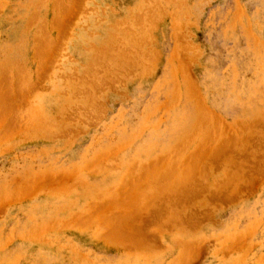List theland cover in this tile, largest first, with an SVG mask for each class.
I'll return each mask as SVG.
<instances>
[{"label": "rangeland", "instance_id": "rangeland-1", "mask_svg": "<svg viewBox=\"0 0 264 264\" xmlns=\"http://www.w3.org/2000/svg\"><path fill=\"white\" fill-rule=\"evenodd\" d=\"M262 112L264 0H0V264H264Z\"/></svg>", "mask_w": 264, "mask_h": 264}, {"label": "bare ground", "instance_id": "bare-ground-1", "mask_svg": "<svg viewBox=\"0 0 264 264\" xmlns=\"http://www.w3.org/2000/svg\"><path fill=\"white\" fill-rule=\"evenodd\" d=\"M63 3H64V2H63ZM63 6L65 7L64 4H63ZM178 6H179V5H178ZM152 7H153V6H152ZM179 7H180V6H179ZM63 9H65V8H63ZM83 9H85V8L83 7ZM64 12H65V11H64ZM85 12H86V11H85ZM148 13H151V12H148ZM136 14H137V13H136ZM143 14H144V13H143ZM151 14H152V13H151ZM138 15H140V14H138ZM35 16H36V15H35ZM136 16H137V15H136ZM136 16H135V17H136ZM140 16H142V15H140ZM140 16H138V17L140 18ZM138 17H136V19H137ZM35 18H36V17H35ZM56 18H57V17H56ZM139 18H138V19H139ZM142 18H143V17H142ZM142 18L139 19V20H140L139 22H142V21H141ZM145 18H146V17H145ZM154 18H155V17H154ZM57 19H58V18H57ZM138 19H137V23H138ZM143 19H144V18H143ZM147 19H150V18L147 17ZM147 19H145V20H147ZM35 22H36V21H35ZM56 22L58 23V21H56ZM145 22H146V21H145ZM142 23H143V22H142ZM60 24H61V23H60ZM31 25H32V24H31ZM31 25H30V26H31ZM127 25H128V24H127ZM141 25H142V24H141ZM176 25H178V24L176 23ZM128 26H129V25H128ZM58 27H60V26H58ZM126 27H127V26H126ZM130 28H131V27H130ZM28 29H29V28H28ZM127 29H128V28H127ZM26 30H27V29H26ZM37 31H38V30H37ZM123 31H124V30H123ZM126 32H127V31H126ZM126 32H125L124 34H126ZM116 33H117V32H116ZM129 33H130V32H129ZM41 35H42V34H41ZM89 35H90V34H89ZM116 35H117V34H116ZM116 35H114V33H113V40H112V41H114V39H116V38H117L119 41H120V39H122V38H120V37H119V38H120V39H119ZM135 35H136V34H135ZM90 36H91V35H90ZM114 36H116V38H114ZM45 37H46V36H45ZM137 37H139V36H137ZM131 38H132V37H131ZM139 38H140V37H139ZM139 38L136 39V37H135V38L133 37L132 39H136V41H137ZM141 39H142V38H141ZM141 39H140L139 41H141ZM109 40H110V39H109ZM130 40H131V39H130ZM110 41H111V40H110ZM122 41H123V39H122ZM133 41H134V40H133ZM133 41H132V42H133ZM139 41H137V42L139 43ZM117 42H118V41H117ZM123 42H124V41H123ZM137 42H136L135 44L138 46V43H137ZM108 43L111 44V42H108ZM119 43H120V42H119ZM124 43H125V42H124ZM128 43H129V42H128ZM175 43H176V42H175ZM44 44H45V43H44ZM110 44H109V45H110ZM114 44H115V42H114ZM114 44L110 45V46H111V47H110L111 49H110L109 47H107L108 45L105 46V47L109 48V50H112L113 47H116V46H115L116 44H115V45H114ZM120 44H122V43H120ZM120 44H119V47H121ZM132 44H133V43H132ZM132 44H131V45H132ZM55 45H56V44H54V46H55ZM113 45H114V46H113ZM122 45H123V44H122ZM133 45H134V44H133ZM181 45H182V44H181ZM60 46H61V45H60ZM112 46H113V47H112ZM134 46H135V45H134ZM137 46H135V47H137ZM42 47H43V46H42ZM121 48H122V47H121ZM121 48H118V50H121ZM176 48H177V47H176ZM188 48H189V46H188ZM52 49H53V48H52ZM61 49H62V48H61ZM61 49H60V50H61ZM113 49H114V48H113ZM122 49H124V48H122ZM129 49H130V48H129ZM129 49H128V50H129ZM103 50H104V49H103ZM103 50H102V51H103ZM114 50H115V49H114ZM116 50H117V47H116ZM126 50H127V49L123 50V51H124L123 53L127 52L126 54H129V55H130V52L128 53V51H126ZM131 50H132V49H131ZM105 51H107V52L110 54V52L108 51V49H107V50H104L103 52H105ZM129 51H130V50H129ZM133 51H134V50H133ZM140 51H141V50H140ZM176 51H178V50L176 49ZM42 52H43V51H42ZM107 52H106V56H109V55H107V54H108ZM121 52H122V50H121ZM121 52H120V53H121ZM134 52H135V51H134ZM137 52H138V51H137ZM99 53H100V52H99ZM123 53H122V54H123ZM177 53H178V52H177ZM52 54H53V53H52ZM59 54H60V53H59ZM65 54H67V53H65ZM103 54H104V53H103ZM117 54H118V53H117ZM100 55H101V54H100ZM114 55H115V54H114ZM129 55L126 56L125 54H123V56H125L124 59L126 60L127 57L129 58V57H131V56H133V55H134V56H135V55H139V56H141V55L138 54V53L136 54V52H135V54H133V55H130V56H129ZM199 55H200V54H199ZM59 56H60V55H59ZM106 56H105V57H106ZM111 56H112V51H111ZM121 56H122V55L120 54L118 57H117V56H116V57H117L118 60H119V59H120L119 57H121ZM139 56H136V58H135L136 61H137V59H138L137 57H139ZM186 56H187V55H186ZM102 57H103V55H102ZM106 58H107V57H106ZM117 58H115V59H117ZM139 58H141V57H139ZM175 58H176V57H175ZM69 59H70V58H69ZM94 59H95V58H94ZM99 59L102 60V58H99ZM107 59H108V58H107ZM124 59L121 58V65H123L122 62L125 61ZM178 59H179V58H178ZM101 60H100V61H101ZM105 60H106V59H104L103 61H105ZM110 60H111V58H110ZM118 60H117V61H118ZM123 60H124V61H123ZM128 60H129V59H127V61H128ZM131 60H132V62H133V58H132ZM135 60H134V62H135ZM49 61H50V60H49ZM98 61H99V60H98ZM117 61H116V63H117ZM138 61H139V60H138ZM119 62H120V60H119ZM125 62H126V61H125ZM125 62H124V63H125ZM128 62H129V61H128ZM128 62H127V63H128ZM139 62H140V61H139ZM139 62H138V63H139ZM100 63H101V62H100ZM100 63H99V65H100ZM103 63H104V62H103ZM106 63H107V62L105 61V65H106ZM127 63L124 64V65H128V66H129V64H127ZM129 63H130V62H129ZM179 63H180V62H179ZM101 64H102V63H101ZM108 64H109V62H108ZM114 64H115V63H114ZM117 64H118V63H117ZM182 64H183V63H182ZM182 64H181V65H182ZM102 65H104V64H102ZM119 65H120V64H119ZM119 65H118V67L120 68L121 66H119ZM124 65L122 66V68L125 69ZM133 65H137V64L134 63ZM183 65H184V64H183ZM106 66H108V65H106ZM106 66H105V67L103 66V67H104V69L106 68V70H107V67H106ZM109 66H110V64H109ZM113 66H114V65H113ZM131 66H132V64H131ZM111 67H112V66H111ZM111 67H110V68H111ZM118 67H116V68H118ZM91 68H92V67H91ZM112 68H113V70H114V67H112ZM119 68H118V69H119ZM122 68H121V69H122ZM126 68H127V67H126ZM128 68H129V67H128ZM89 69H90V68H89ZM99 69H100V68H99ZM101 69H102V68H101ZM108 69H109V67H108ZM118 69H117V70H118ZM92 70H93V71H92V74H93L95 71H97L96 68H94V67H93ZM106 70H105V73H107ZM110 70H111V69H109V71H110ZM117 70H116V71H117ZM125 70H126V69H125ZM185 70H186V69H185ZM109 71H108V72H109ZM128 71H129V70H128ZM98 72H99V71H98ZM100 72H101V71H100ZM102 72H103V69H102ZM111 72H112V70H111ZM111 72H109V73H111ZM114 72H115V70L113 71V73H111V74H113V79H114V77H115ZM120 72H121V71H118V72H115V73H116V74H119ZM126 72H127V71H126ZM109 73H108V74H109ZM123 73H124V72H123ZM186 73H187V72H186ZM102 74H103V73H102ZM111 74H110V75H111ZM20 75H21V73H20ZM89 75H91V73H90ZM95 75L97 76V74H95ZM95 75H94V76H95ZM105 75H106V74H104V75L101 76V77H104ZM91 76H92V75H91ZM91 76H90V77L88 76V77H89V78H92ZM118 76H119V75H118ZM76 77H77V76H76ZM88 77H87V78H88ZM98 77H99V76H98ZM105 77H108V75H106ZM105 77L103 78L104 81H105V79H106ZM8 78H9V77H8ZM81 78H82V76H81ZM83 78H85V77H83ZM96 78H97V77H96ZM108 78H109V77H108ZM118 78H119V77H118ZM18 79H19V78H18ZM25 79H26V78H25ZM76 79H77V78H76ZM94 79H95V78H94ZM94 79H93V80H94ZM116 79H117V78H116ZM116 79H115V80H116ZM10 80H11V79H10ZM81 80H82V79H81ZM97 80H98V79H97ZM97 80H96V81H97ZM99 80H100V79H99ZM111 80H112V79H111ZM115 80H112V82L115 81ZM8 81H9V80H8ZM91 81H92V80H91ZM100 81H101V80H100ZM100 81H99V82H100ZM107 81H108V80H107ZM109 81H110V80H109ZM22 82H23V81H22ZM10 83H11V82H10ZM10 83H9V84H10ZM17 83H18V82H17ZM24 83H25V82H24ZM28 83H29V82H28ZM100 83H101V82H100ZM191 83H193V82H191ZM76 84H77V83H76ZM81 84H83V83H81ZM85 84H87V83L85 82ZM85 84H84V85H85ZM101 84H102V83H101ZM73 85L76 86L75 84H73ZM73 85H72V86H73ZM84 85H83V88H84ZM99 85H100V84H99ZM21 86H23V85L21 84ZM85 86H86V85H85ZM15 87H16V86H15ZM78 87H79V85H78ZM25 88H26V86H25ZM29 88H30V86H29ZM73 88H74V87H73ZM81 88H82V87H81ZM195 88H196V87H195ZM86 89H88V88H85V89H83V90H86ZM20 90H21V89H20ZM70 90H71V89H70ZM75 90H76V89H75ZM91 90H93V89H91ZM64 91H65V90H64ZM66 91H67V90H66ZM81 91H82V90H81ZM81 91H80V92H81ZM93 91H94V90H93ZM98 91H99V90H98ZM197 91H198V90H197ZM34 92H35V91H34ZM38 92H39V91H38ZM71 92H72V91H71ZM78 92H79V90H78ZM78 92H77V94L79 95L80 92H79V93H78ZM63 93L65 94V93H67V92H63ZM63 93H62V94H63ZM90 93H91V92H90ZM196 93H197V92H196ZM196 93H195V94H196ZM21 94H22V93H21ZM35 94H36V93H35ZM178 94H179V93H178ZM1 95H2V94H1ZM33 95H34V94H33ZM33 95H32V96H33ZM179 95H180V94H179ZM23 96H24V95H23ZM27 96H28V95H27ZM89 96H91V95H89ZM21 97H22V96H21ZM75 97H76V96H75ZM27 98H28V97H26V99H27ZM66 98H67V97H66ZM29 100H31V99H28V101H29ZM199 100H200V99H199ZM65 101H66V100H65ZM26 102H27V101H26ZM29 102H30V101H29ZM32 102H33V101H32ZM200 102H201V101H200ZM176 103H177V102H176ZM201 103H202V102H201ZM32 104H33V103H32ZM32 104H31V105H32ZM29 105H30V103H29ZM202 105H203V104H202ZM26 106H27V107H26ZM26 106H25V107L29 110V107H30V106L28 107L27 104H26ZM204 106H205V105H204ZM32 107H33V105L31 106V109H32ZM201 107H202V106H201ZM23 108H24V107H23ZM33 108H34V107H33ZM61 108H62V107H61ZM62 109H63V108H62ZM203 109H204V108H203ZM206 109H207V108H206ZM22 110H23V109H22ZM207 110H208V109H207ZM26 111H27V110H26ZM29 111H30V110H29ZM89 111H90V110H89ZM203 111H204V113H205L206 110H203ZM30 112H31V113H30ZM30 112H29L30 114H33V113H32V110H31ZM34 112H35V111H34ZM9 113H10V112H9ZM17 113H18V112H17ZM23 113H28V112H23ZM29 113H28V114H29ZM69 113H70V112H69ZM73 113H74V112H73ZM75 113H77V112H75ZM202 113H203V112H202ZM202 113H201V114H202ZM262 113H263V115H264V112H262ZM262 113H261V114H262ZM35 114H36V113H35ZM205 114H206V113H205ZM207 114H208V113H207ZM207 114H206V115H207ZM16 115H17V114H16ZM206 115H205V116L203 115L204 118H205L206 120H207V119L209 120L208 123H210V121H211V123H212V119H211V117L206 118V117H207ZM257 115H258V114H257ZM89 116H90V115H89ZM208 116H209V115H208ZM255 116H256V115H255ZM30 117H31V116H30ZM72 117H73V116H72ZM75 117H76V116H75ZM201 117H202V115H200V119H201ZM220 117H221V116H220ZM32 118H34V117H31V118H29V119L32 120ZM202 118H203V117H202ZM204 118H203L202 120H204ZM20 119H21V118H20ZM23 119H25L24 121L27 120L26 118H23ZM37 119H38V118H37ZM210 119H211V120H210ZM262 119H263V117L261 116L260 120H262ZM31 120L28 121V122H30V125H31ZM198 120H199V119H198ZM206 120H204V121H205V122H204V123H205V127H206V124H207V121H206ZM260 120H258V121L260 122ZM263 120H264V119H263ZM24 121H23V122H24ZM36 121H37V120H36ZM200 121H201V120H200ZM3 122H4V121H3ZM19 122H20V121H19ZM28 122H26V123H28ZM38 122H39V121H38ZM217 122H218V121H217ZM223 122H224V121H223ZM254 122H257V120H254L253 123H254ZM14 123H15V120H14ZM204 123H202V124L204 125ZM211 123H210V126L212 127ZM218 123H219V122H218ZM239 123H240V121H239ZM249 123H251V121H250ZM257 123H258V122H257ZM20 124H22V123H20ZM24 124H25V123H23V127H26ZM28 124H29V123H28ZM28 124H27V126H28ZM240 124H241V123H240ZM16 125H17V124H16ZM33 125H34V122H33V120H32V127H33ZM215 125H217V124L215 123ZM218 125H219V124H218ZM218 125H217V126H218ZM220 125H221V124H220ZM230 125H231V124H230ZM230 125H229V126H230ZM255 125H256V124H255ZM257 125H258V124H257ZM17 126H18V125H17ZM196 126L198 127L197 123H196ZM199 126L202 127L200 124H199ZM234 126H236V125H234ZM234 126H232V127L230 126L231 128H233V131H234V128H235ZM200 127H199V128H200ZM203 127H204V126H203ZM211 127H209V128L211 129ZM240 127H241V126H240ZM263 127H264V126H263ZM209 128H208V129H209ZM226 128H227V127H226ZM238 128H239V127H236V131H237ZM260 128H261V127H260ZM22 129H24V128H22ZM210 129H209V130H210ZM213 129H214V128H213ZM228 129H229V132L231 131L230 133H234V132H232V129H231V130H230V128H228ZM228 129H227V130H228ZM240 129H241V128H240ZM196 130H198V131H201V130H199V129H195V130L193 131V132H194V135L197 136V133L199 134V132H196ZM209 130H208V131H209ZM215 130L218 131L217 129H215ZM245 130H246V129H245ZM12 131H13V130H12ZM185 131H186V130H185ZM203 131H204V129H203ZM208 131H207V132H208ZM210 131H211V130H210ZM210 131H209L208 133H210ZM216 131H212L211 133L213 134V132L215 133ZM219 131H220V130H219ZM219 131H218V132H219ZM238 131H240V130L238 129ZM241 131H242V130H241ZM241 131H240V132H241ZM195 132H196V133H195ZM207 132H206V133H207ZM226 132H227V131H226ZM229 132H228V133H229ZM68 133H69V132H68ZM187 133H188V132H187ZM187 133H186V134H187ZM206 133H205V135H206ZM208 133H207V134H208ZM228 133H227V134H228ZM230 133H229V134H230ZM260 133H261V132H260ZM260 133H258V134H260ZM9 134H10V133H9ZM215 134H216V133H215ZM217 134H218V133H217ZM217 134H216V135H217ZM229 134H228L227 138H229ZM182 135H184V134H182ZM202 135H204V133H203ZM202 135H200V137H201ZM213 135H214V134H213ZM213 135H212V136H213ZM216 135H215V136H216ZM221 135H222V136L224 135V137H225L224 132H223ZM234 135H235V133H234ZM7 136H8V135H7ZM180 136H181V135H180ZM189 136H190V134H189ZM210 136H211V135H210ZM237 136H238V135H237ZM255 136H258V135H255ZM68 137H69V136H68ZM185 137H186V138H185ZM216 137H217V136H216ZM216 137L213 136L214 139H212V140H216ZM224 137H223V139H224V141H225V138H226V137H225V138H224ZM230 137H231V136H230ZM234 137H235V136H234ZM246 137H247V136H246ZM261 137L263 138V136H261ZM182 138H183V137H182ZM189 138H191V137H189ZM189 138H187V135H185V136H184V140H183L184 142L182 143V141L180 140L182 146H183L184 143H187V144H188V143H191V142H188ZM192 138H193V136H192ZM195 138H197V137H194V139H195ZM201 138H203V137H201ZM207 138H208V135H207ZM236 138L238 139L239 136H238V137H235L234 139H236ZM250 138H251V137H250ZM258 138H260V137H258ZM178 139H179V137H178ZM185 139H186L187 142H185ZM187 139H188V140H187ZM194 139H193V140H194ZM193 140H191V141H193ZM200 140H201V139H200ZM200 140L198 141L199 144L201 143ZM203 140H206V137H204V138L201 140L202 143H203ZM226 140H227V139H226ZM228 140H229V139H228ZM230 140H231V139H230ZM238 140H239V139H238ZM238 140H236V141L239 142ZM248 140H249V139H248ZM263 140H264V139H263ZM178 141H179V140H178ZM206 141H207V140H206ZM210 141H211V139H210ZM231 141H232V140H231ZM246 141H247V140H246ZM180 142H179V143L177 142V143H175V144L178 145V144H180ZM195 142H196V141H195ZM204 142H205V141H204ZM218 142L221 143L220 141H218ZM226 142H227V141H226ZM226 142H224V143L222 142V144H225ZM232 142H234V141H232ZM249 142H250V141H249ZM229 143H231V142L228 141V144H229ZM252 143H253V142H252ZM222 144H220V145H222ZM235 144H237V143H235ZM259 144H260V142H259ZM184 145H185V144H184ZM200 145H201V144H200ZM200 145H199V146H200ZM203 145H204V144H203ZM208 145H209V144H208ZM216 145H219V144L217 143ZM226 145H227V144H226ZM230 145H231V144H230ZM232 145H233V144H232ZM180 146H181V145H180ZM182 146H181V148L178 147V146H174L172 150H173V151H174V150H175V151H179V149H180L179 152H181V151H182V152L179 153L178 156H179L180 154L183 155V153L185 152V151H183V149L185 150L186 148H185V146H184V147H182ZM212 146H213V145H212ZM237 146L239 147L238 144H237ZM237 146H233V147H237ZM258 146H259V145H258ZM121 147H122V146H121ZM197 147H198V145H197L196 148L194 149L195 151H196ZM200 147H201V146H200ZM200 147H199V148H200ZM205 147H206V146H205ZM238 147H237V148H238ZM174 148H177V149L179 148V149L177 150V149H174ZM206 148H207V147H206ZM209 148H210V147H209ZM216 148H217V146H216ZM223 148H224V147H223ZM181 149H182V150H181ZM235 149H236V148H235ZM250 149H251V148H250ZM250 149H249V150H250ZM252 149H253V148H252ZM252 149H251V150H252ZM255 149H256V148H255ZM258 149H261V148H258ZM263 149H264V148H263ZM114 150H115V149H114ZM209 150H211V148H210ZM222 150H223V149H222ZM245 150H246V149H245ZM253 150H254V149H253ZM170 151H171V150H170ZM170 151H169V152H170ZM173 151H172V152H173ZM199 151H200V150H199ZM203 151H204V150H203ZM203 151H202V152H203ZM211 151L213 152V150H211ZM215 151H216V150H215ZM169 152H167V153L169 154ZM172 152L170 153V156H171V154H173L172 159H174V157H175L174 155H176V154H174V153H172ZM193 152H194V151H193ZM197 152H198V151H197ZM252 152H253V151H252ZM255 152H258V151H255ZM255 152H254V153H255ZM259 152H260V151H259ZM261 152H262V150H261ZM167 153H166V157L169 158L170 156H169ZM177 153H178V152H177ZM207 153H209V152H207ZM216 153H217V151H216ZM228 153H229V152H228ZM228 153H227V154H228ZM230 153H231V152H230ZM249 153H251V152L249 151ZM249 153H248V154H249ZM254 153H252V154H254ZM212 154H213V153H212ZM212 154H211V155H212ZM243 154H244V153H243ZM261 154H262V153H261ZM104 155H105V154H104ZM108 155H109V154H108ZM167 155H168V156H167ZM204 155H205V154H204ZM211 155H210V153L208 154V156H211ZM213 155H214V154H213ZM254 155L256 156V154H254ZM257 155H258V153H257ZM263 155H264V154H263ZM105 156H106V155H105ZM176 156H177V155H176ZM185 156H186V155H185ZM185 156H184V157H185ZM192 156L194 157L193 154H192ZM199 156H200V154H199ZM206 156H207V155H206ZM252 156H253V155H252ZM166 157H165V158H166ZM180 157H181V155H180ZM180 157H177V159H176V157H175V159H176L175 164L178 165L179 163H180V164L182 163L181 166H183V168H185L186 166L184 167V165H183L184 162H181V161H180L179 163H177V162L179 161ZM189 157H191L190 154H189ZM195 157L197 158V156H195ZM195 157H194V158H195ZM226 157H229V156H226ZM226 157H225L224 159H226ZM103 158H104V156H103ZM163 158H164V157H163ZM163 158H162V160H165V158H164V159H163ZM168 158H166V159L168 160ZM178 158H179V159H178ZM182 158H183V157H182ZM207 158H208V157H205V159H207ZM254 158H256V157L253 156V159H252V157H251L252 160H254ZM169 159H170V158H169ZM172 159H170V161L168 160L169 163L173 161ZM183 159H184V158H183ZM202 159H203V158H202ZM160 160H161V159H160ZM162 160H161V161H162ZM180 160H181V159H180ZM203 160H204V159H203ZM203 160H202V161H203ZM100 161H101V160H100ZM168 161H167V163H168ZM187 161H191V159H190V160H187ZM220 161H221V160H220ZM222 161H223V160H222ZM261 161H262V159H261ZM95 162H96V161H95ZM156 162H157V161H156ZM158 162H159V161H158ZM204 162H205V160H204ZM136 163H137V162H136ZM152 163H154V162H152ZM163 163H166V162L163 161ZM167 163H166V164H167ZM169 163H168V164H169ZM173 163H174V162H173ZM173 163H172V164H173ZM187 163L190 164L191 162H187ZM197 163H199V162H197ZM200 163H201V162H200ZM258 163H259V162H258ZM154 164H156V163H154ZM166 164H164V166H167L166 168H168V169H167V170L165 169V170H166L167 173H169L168 170H169V167H170V166H168V164H167V165H166ZM180 164H179V166H180ZM194 164H195V163H194ZM201 164H202V163H201ZM211 164H212V163H211ZM233 164H234V163H233ZM92 165H93V164H92ZM92 165H91V166H92ZM104 165H105V164H104ZM137 165H138V164H137ZM137 165H136V167H135L136 170L139 169ZM156 165H157V164H156ZM173 165H174V164H173ZM173 165H171V166H173ZM176 165H175V166H176ZM192 165H193V164H192ZM196 165H197V164H196ZM203 165H204V164H203ZM140 166H141V165H140ZM151 166H152V165H151ZM159 166H160V170H161V167H163V165H161V164H159L158 167L156 166L157 168H156L155 170H158V171L160 172V170L158 169ZM179 166H178V167L176 166V168H173V169H175V170L177 169V170L179 171L178 175L182 172V170H181V172H180V169H181L182 167H179ZM199 166H200V165H199ZM199 166L197 165L198 168H199ZM238 166H239V165H238ZM114 167H115V166H114ZM149 167H150V166H149ZM153 167H154V166H153ZM188 167H190V166L188 165ZM191 167H193V166H191ZM191 167H190V168H191ZM197 167H196V168H197ZM201 167H202V166H201ZM259 167H260V166H259ZM115 168H116V167H115ZM117 168H118V167H117ZM135 168H134V170H135ZM163 168H164V167H163ZM171 168H172V167H171ZM179 168H180V169H179ZM183 168H182V169H183ZM186 168H187V167H186ZM193 168H194V167H193ZM196 168H195V169H196ZM140 169H141V168H140ZM142 169L144 170V167H142ZM142 169H141V170H142ZM147 169H148V168H147ZM201 169H202V168H201ZM203 169H204V168H203ZM241 169H242V168H241ZM132 170H133V169H132ZM132 170H131V171H132ZM134 170H133V171H134ZM153 170H154V168H153ZM163 170H164V169L161 170V173H162ZM165 170H164V173H163V174H165ZM175 170H174V171H175ZM177 170L175 171L176 174H177ZM187 170H188V169H187ZM133 171H132V172H133ZM149 171L151 172V170H149ZM158 171H157V173H158ZM188 171H189V170H188ZM197 171H198V170H197ZM197 171H196V172H197ZM233 171H234V170H233ZM243 171H245V170L243 169ZM139 172H140V171H139ZM141 172H143V171H141ZM171 172L173 173V171H170V173H171ZM147 173L149 174V172H147ZM154 173H156V172L154 171ZM161 173H160V174H161ZM170 173H169V174H170ZM204 173H205V172L203 171V174H204ZM237 173H239V172H237ZM130 174H131V173L128 174L129 178H130ZM132 174H134V173H132ZM139 174H140V173H139ZM201 174H202V173H201ZM203 174H202V177H203V176H206V175H203ZM136 175H137V177H138V179H139L140 177L138 176V173H136ZM151 175H152V174H151ZM155 175H156V174H155ZM158 175H159V174H158ZM174 175H175V174H174ZM178 175H177V176H178ZM182 175H185V174L183 173V174H181V176H182ZM229 175H230V174H229ZM231 175H234V174L231 173ZM231 175H230L229 179L232 178ZM241 175H242V173H241ZM70 176H71V175H70ZM164 176H165V175H163V177H164ZM166 176H167V175H166ZM181 176H180V178H179L180 181H181ZM131 177H133L132 179H134V175H133V176L131 175ZM146 177H147V175H146ZM152 177H153V175H152ZM152 177H151V178H152ZM156 177H157V176H155L154 179H156ZM174 177H176V176H174ZM174 177H173V178H174ZM188 177H189V176H188ZM206 177H207V176H206ZM238 177H239V176H238ZM129 178H128V179H125V180H127V182H128ZM157 178H158V177H157ZM177 178H178V177H177ZM191 178H192V176H191ZM194 178H195V177H194ZM204 178H205V177H203V180H204ZM234 178H235V177H234ZM136 179H137V178H136ZM148 179H150V178H147L146 180H148ZM185 179H186V177H185ZM237 179H238V178H237ZM237 179H236V180H237ZM146 180H145V181H146ZM150 180L152 181V179H150ZM172 180L174 181V179H172ZM177 180H178V179H177ZM183 180H184V179H182V181H183ZM186 180H187V179H186ZM203 180H202V181H203ZM232 180H233V179H232ZM239 180H240V179H239ZM62 181H63V180H62ZM130 181H131V179H130ZM133 181H134V180H133ZM143 181H144V180H143ZM166 181H167V180H166ZM173 181H172V183H173ZM184 181H185V180H184ZM230 181H231V180H230ZM68 182H69V181H68ZM146 182H147V181H146ZM148 182L150 183V181H148ZM148 182H147V184H148L147 186H148L149 189H148V188H146V189L150 190V186H151V185H149ZM168 182H169V180H168ZM168 182H166V183H168ZM186 182H187V181H186ZM204 182L206 183V181H204ZM223 182H224V181H223ZM142 183H143V182H142ZM154 183H155V181H154ZM154 183H151L152 186H153V188H154V186L156 185V184L154 185ZM163 183H164V182H163ZM232 183H233V182H232ZM240 183H241V182H240ZM125 184H126V182H125ZM158 184H159V183H158ZM173 184H174V183H173ZM173 184H172V185H173ZM176 184H177V182H176ZM227 184H228V183H227ZM234 184H235V183H234ZM126 185H127V184H126ZM142 185H143V184H142ZM127 186H128V185H127ZM218 186H219V185H218ZM227 186H228V185H226L225 187H227ZM160 187H161V184H160ZM219 187H220V186H219ZM41 188H42V187H41ZM135 188H136V187H135ZM216 188H217V187H216ZM221 188H222V187H221ZM37 189H38V188H37ZM62 189H63V188H62ZM146 189H145L144 186H143V190H142V187H141V190H142V191H144V190H146ZM155 189H156V187H155ZM155 189H154L153 192H155V191L158 190V189H156V190H155ZM189 189H190V188H189ZM219 189H220V188H219ZM226 189H227V188H226ZM222 190H223V188H222ZM139 191H140V190L138 189V191H136V192H139ZM168 191H169V190H168ZM181 191H182V190H181ZM181 191H180V193H182ZM111 192H113V191H111ZM153 192H152V193H153ZM122 193H123V192H122ZM140 193H141V192H140ZM140 193H139V194H140ZM142 193H143V192H142ZM144 193H145V192H144ZM144 193L141 194V195H144V197H145V194H144ZM146 193L148 194L149 192L146 190ZM150 193H151V191H150ZM152 193H151V195H152ZM174 193H175V192H174ZM184 193H185V192H184ZM108 194H110V193H108ZM139 194H138V195H139ZM147 194H146V195H147ZM230 194H231V193H230ZM151 195H150V196H151ZM177 195H178V194H177ZM185 195H186V194H185ZM31 196H32V195H31ZM100 196H101V195H100ZM139 196H140V195H139ZM139 196H138V197H139ZM97 197H98V199H99V196H97ZM105 197H106V196H105ZM113 198H114V197H113ZM167 199H168V198H167ZM139 200H140V198H139ZM143 200H144V199H142V202H140V203H145L144 201L146 200V198H145L144 201H143ZM147 200H149V199H147ZM173 200H174V197H173ZM185 200H186V198L184 199V201H185ZM149 201H150V200H149ZM184 201H183V202H184ZM183 202H182V203H183ZM169 203H170V202H169ZM153 205H154V204H153ZM184 205H185V204H183V206H184ZM169 206H170V205H169ZM180 206H181V204H180ZM94 207H95V206H94ZM175 207H176V206H175ZM172 208H173V207H172ZM172 208H171V209H172ZM94 209H95V208H94ZM171 209H170V210H171ZM176 209H177V208H176ZM176 209H175V210H176ZM178 209H179V208H178ZM182 209H183V208H182ZM92 210H93V208H92ZM183 210H184V209H183ZM90 211H91V209H90ZM173 211H174V210H173ZM169 212H170V211H169ZM172 214H173V213H172ZM172 214H171L170 216H173ZM178 214H179V213H178ZM184 215L186 216V214H184ZM184 215H183V216H184ZM178 216H179V215H178ZM191 216H192V215H191ZM188 217H189V215H188ZM179 219H180V218H179ZM185 219H186V218H185ZM180 221H181V219H180ZM186 222H187V221H186ZM181 223L183 224V222H181ZM85 224H86V223H85ZM175 224H176V223H175ZM65 225H66V224H65ZM89 225H90V223H89ZM178 225H179V224H178ZM85 226H86V225H85ZM155 226H156V225H155ZM165 228H166V227H165ZM164 230H165V229H164ZM164 230H163V231H164ZM166 230H167V229H166ZM250 234H251V233H250ZM244 237H245V236H244ZM227 241H228V240H227ZM152 250H153V249H152ZM183 253H184V252H183ZM182 255H183V254H182ZM244 257H245V256H244ZM185 259H186V257H185ZM241 260H242V259H241ZM235 263H236V262H234V264H235Z\"/></svg>", "mask_w": 264, "mask_h": 264}]
</instances>
